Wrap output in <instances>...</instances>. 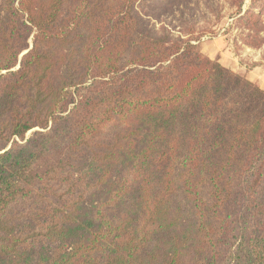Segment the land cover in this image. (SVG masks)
Returning a JSON list of instances; mask_svg holds the SVG:
<instances>
[{
  "label": "trees",
  "instance_id": "1",
  "mask_svg": "<svg viewBox=\"0 0 264 264\" xmlns=\"http://www.w3.org/2000/svg\"><path fill=\"white\" fill-rule=\"evenodd\" d=\"M148 1L0 0V264H264V89Z\"/></svg>",
  "mask_w": 264,
  "mask_h": 264
},
{
  "label": "rangeland",
  "instance_id": "2",
  "mask_svg": "<svg viewBox=\"0 0 264 264\" xmlns=\"http://www.w3.org/2000/svg\"><path fill=\"white\" fill-rule=\"evenodd\" d=\"M179 5L159 20H150L156 34L192 40L204 56L264 89V45L253 46L258 40L264 41V7L258 9L262 23L248 30L241 17L250 9L252 0H185ZM139 9L159 12L156 1L151 0L142 2Z\"/></svg>",
  "mask_w": 264,
  "mask_h": 264
}]
</instances>
